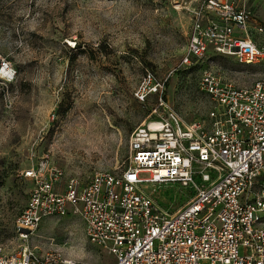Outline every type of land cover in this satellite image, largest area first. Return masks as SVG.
<instances>
[{
	"label": "built area",
	"instance_id": "2783aa9c",
	"mask_svg": "<svg viewBox=\"0 0 264 264\" xmlns=\"http://www.w3.org/2000/svg\"><path fill=\"white\" fill-rule=\"evenodd\" d=\"M203 2L193 12L180 65L204 66L198 90L209 101L207 113L186 123L174 112L140 123L128 138L129 164L96 173L85 186L71 180L59 193L58 171L25 172L35 183L14 223L20 240L33 236L44 219L63 218L71 207L85 239L113 256L112 264H264V83L241 87L207 67L215 54L245 66L264 62V44L249 34L262 28L246 0ZM141 81L134 93L138 101L163 90L150 73ZM141 173L149 177L140 178ZM148 183L194 194L167 216L141 190ZM0 264L60 260L24 248L0 253Z\"/></svg>",
	"mask_w": 264,
	"mask_h": 264
},
{
	"label": "rangeland",
	"instance_id": "374dc122",
	"mask_svg": "<svg viewBox=\"0 0 264 264\" xmlns=\"http://www.w3.org/2000/svg\"><path fill=\"white\" fill-rule=\"evenodd\" d=\"M203 1L135 0L137 4L143 3L144 7L158 11L156 27L148 35L141 34L142 44L133 46L125 41L121 51L111 44L114 39L111 33H103L94 46L85 42L80 32L74 31V10L78 6L82 9L86 0H64L65 7L55 14L42 12L34 6L33 0L29 5L32 15L42 13L36 32L29 31L27 20L17 14L22 0H0V121L13 118L27 133L16 137L11 147L0 149L1 254L26 248L39 258L52 255L59 260L52 245L86 242L89 249L100 255L102 264L113 263V256L88 243L83 223L71 207L63 218L44 219L27 241L17 237L14 223L25 210L29 191L35 183L34 178L25 177V172L34 169L48 176L58 171L57 191L63 193L71 180H75L78 187L85 186L96 173L125 168L129 164L128 138L140 123L170 112L177 114L183 123L202 118L209 108L207 97L198 90L204 66L182 67L180 62L186 53L193 12L202 7ZM246 1L262 28L261 32L250 29V37L262 45L264 0ZM23 48L34 52L28 62H23L19 55ZM207 64L215 74L234 80L241 87L264 83V62L245 66L233 57L215 54ZM7 72L10 75H6ZM85 73L96 77L111 74L116 81L113 98L125 100L126 109L120 116L113 113L105 124V131L115 134L118 143L106 150L103 159L87 163L77 161L72 166L54 157L50 144L78 111L77 86L86 83L80 78ZM146 73L161 83L163 90L138 101L134 93ZM10 99L13 100L11 109L8 107ZM148 177L147 173L140 174V178ZM141 190L167 216H173L186 206L194 194L189 189L167 184H143ZM114 191L121 192L118 187Z\"/></svg>",
	"mask_w": 264,
	"mask_h": 264
},
{
	"label": "clouds",
	"instance_id": "9594fccd",
	"mask_svg": "<svg viewBox=\"0 0 264 264\" xmlns=\"http://www.w3.org/2000/svg\"><path fill=\"white\" fill-rule=\"evenodd\" d=\"M32 3L33 0H22L17 14L27 20L29 31L36 32L40 23L38 17L42 13L33 16L29 6ZM34 6L42 12L55 14L65 7V3L64 0H34ZM158 15L157 10L144 7L143 3L137 4L135 0H86L82 9L78 6L74 10L72 23L74 31L80 32L85 42L96 46L103 33H111L114 37L111 44L123 51L125 41L133 46L143 43L141 34L148 35L156 27L155 18ZM19 55L23 62H28L34 52L23 48ZM59 76L58 71V79ZM80 78L86 83L77 86L78 111L50 144L54 157L72 166L77 161L87 163L103 159L106 150L118 143L115 134L105 131V124L113 113L120 116L121 111L126 109L125 100L113 98L116 81L111 74L96 77L85 73ZM12 102L11 99L8 101L9 109ZM22 135H27L26 130L15 119L0 121V149L11 147L12 141ZM52 248L60 264H102L100 255L89 249L86 242L80 245H52Z\"/></svg>",
	"mask_w": 264,
	"mask_h": 264
},
{
	"label": "bare ground",
	"instance_id": "6f19581e",
	"mask_svg": "<svg viewBox=\"0 0 264 264\" xmlns=\"http://www.w3.org/2000/svg\"><path fill=\"white\" fill-rule=\"evenodd\" d=\"M6 75H10V72H7Z\"/></svg>",
	"mask_w": 264,
	"mask_h": 264
}]
</instances>
